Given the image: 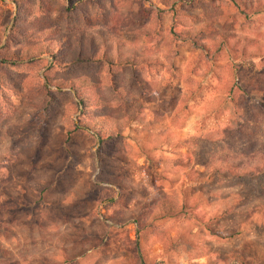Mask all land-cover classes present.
Wrapping results in <instances>:
<instances>
[{
    "label": "rangeland",
    "instance_id": "1",
    "mask_svg": "<svg viewBox=\"0 0 264 264\" xmlns=\"http://www.w3.org/2000/svg\"><path fill=\"white\" fill-rule=\"evenodd\" d=\"M37 1L0 0V47L15 40L17 4L71 31L99 28L111 6L43 0L44 16ZM181 8L226 46L179 45L159 91L132 99L133 89L105 88L117 110L142 104L112 141L67 132L79 112L67 88L38 84L45 58L1 66L19 90L0 86V264H264V171L212 170L220 157L264 152V2Z\"/></svg>",
    "mask_w": 264,
    "mask_h": 264
},
{
    "label": "trees",
    "instance_id": "2",
    "mask_svg": "<svg viewBox=\"0 0 264 264\" xmlns=\"http://www.w3.org/2000/svg\"><path fill=\"white\" fill-rule=\"evenodd\" d=\"M66 1L72 3V0ZM191 1L194 0H111L99 28L76 31L63 30L59 23L33 18L36 16L24 5L17 4L10 29L11 38L15 40L10 41L8 36L10 46L0 47V86L12 92L19 90V82L1 66L33 65L45 58L43 73L38 74L39 68L32 71L33 75L37 73L38 84L44 88H67L79 112L78 120L72 122L67 132L89 130L101 143L120 138L142 115V104L138 102L133 111L117 110L118 105L105 93V88L111 96L119 97L124 96L127 87L133 89L132 93L127 90L132 99L159 91L157 75L160 70L174 74L177 69L174 57L179 54V45L191 42L207 52L226 46L222 34L213 36L203 25H195L182 8L173 10L175 3ZM233 1L247 3V0ZM37 3L42 15L50 14L48 6L42 7L43 0ZM168 12L170 20L165 22ZM127 37L134 39L128 41ZM160 45L166 46L163 55L157 54ZM263 155L264 152L253 153L248 159L240 155L220 157L212 170L235 175L258 173L264 171Z\"/></svg>",
    "mask_w": 264,
    "mask_h": 264
}]
</instances>
